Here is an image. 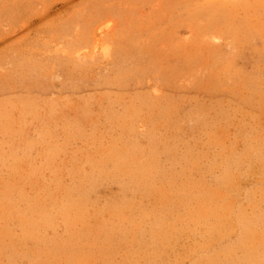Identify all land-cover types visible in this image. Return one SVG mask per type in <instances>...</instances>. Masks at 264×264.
Returning a JSON list of instances; mask_svg holds the SVG:
<instances>
[{
  "label": "rangeland",
  "instance_id": "374dc122",
  "mask_svg": "<svg viewBox=\"0 0 264 264\" xmlns=\"http://www.w3.org/2000/svg\"><path fill=\"white\" fill-rule=\"evenodd\" d=\"M0 264H264V0H0Z\"/></svg>",
  "mask_w": 264,
  "mask_h": 264
}]
</instances>
